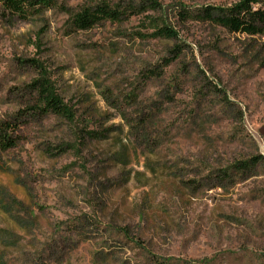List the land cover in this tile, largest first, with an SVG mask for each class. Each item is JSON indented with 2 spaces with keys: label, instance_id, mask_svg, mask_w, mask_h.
I'll use <instances>...</instances> for the list:
<instances>
[{
  "label": "rangeland",
  "instance_id": "1",
  "mask_svg": "<svg viewBox=\"0 0 264 264\" xmlns=\"http://www.w3.org/2000/svg\"><path fill=\"white\" fill-rule=\"evenodd\" d=\"M55 1L0 5V264H264V34L177 14L239 0H155L87 30L71 13L100 0ZM164 24L177 38L137 34ZM40 69L72 121L28 108Z\"/></svg>",
  "mask_w": 264,
  "mask_h": 264
},
{
  "label": "trees",
  "instance_id": "2",
  "mask_svg": "<svg viewBox=\"0 0 264 264\" xmlns=\"http://www.w3.org/2000/svg\"><path fill=\"white\" fill-rule=\"evenodd\" d=\"M141 5L135 3H127L121 6L119 3L111 4L106 0H100L95 5L84 6L80 10L71 13V25L76 30H87L92 26L102 22L110 21L112 23H121L128 20L130 16L144 13V11L157 10L159 4L155 0H141ZM55 0H0V5L4 10L12 15L20 18H27L30 15H38L43 11L51 8L55 4ZM263 0H239L238 2L222 7V6H205L196 12H188L184 6L178 8V15L181 19L193 18L202 22H209L224 27L231 32L245 33L248 35L264 34V7L257 6ZM147 21L154 19L150 16ZM155 29L149 33H137L142 38H167L175 39L178 36L177 31L168 25L155 26ZM181 49L174 46L171 49L173 59L180 55ZM172 58L165 61V65L169 64ZM40 68V67H39ZM41 70V69H40ZM30 92L34 93V104L29 109L40 114L53 113L65 118L68 121L74 119V111L72 107L64 103L60 95L49 79L43 74L34 78L29 84ZM10 123L0 124V145L3 149L12 147L14 140L7 134L8 130H13ZM91 134V133H90ZM261 156L250 157L248 159H238L229 167L230 171L247 172L252 170L259 162Z\"/></svg>",
  "mask_w": 264,
  "mask_h": 264
}]
</instances>
